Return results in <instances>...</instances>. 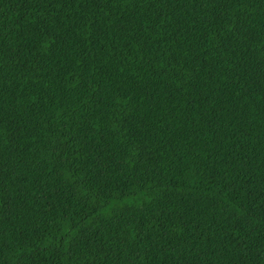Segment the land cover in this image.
Instances as JSON below:
<instances>
[{"label": "trees", "instance_id": "16d2710c", "mask_svg": "<svg viewBox=\"0 0 264 264\" xmlns=\"http://www.w3.org/2000/svg\"><path fill=\"white\" fill-rule=\"evenodd\" d=\"M0 264H264V0H0Z\"/></svg>", "mask_w": 264, "mask_h": 264}]
</instances>
